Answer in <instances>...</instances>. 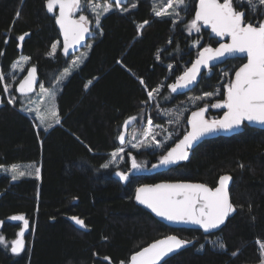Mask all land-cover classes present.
<instances>
[{
	"label": "trees",
	"instance_id": "16d2710c",
	"mask_svg": "<svg viewBox=\"0 0 264 264\" xmlns=\"http://www.w3.org/2000/svg\"><path fill=\"white\" fill-rule=\"evenodd\" d=\"M189 1L184 20L194 18L196 0ZM97 2L89 0L87 5ZM154 3L156 0H129L119 8L112 4L89 40L92 44L84 64L57 95L59 123L41 130L21 113L15 86L25 71L15 78L11 65L19 55L30 57L28 68L35 67L40 83L49 88L70 57L60 50L56 13L47 12L45 0H0V73L8 88L6 98L0 82V236L4 237L0 264H128L134 253L172 234L191 243L161 264H262L264 129L244 125L237 134L206 139L173 169L132 172L124 185L112 176L121 170V160L117 168L102 167L112 152L123 147L117 136L129 117H137L132 125L138 126L131 130L139 133L149 118L154 126L163 123L172 129L177 125L185 131L189 111L177 105L181 100L167 86L191 65L201 46H209L210 39L205 37L206 30L189 35L183 21L174 24L170 17H155ZM234 6L245 11L249 20L254 19L246 3L243 9ZM144 21L148 23L140 28ZM25 33L29 35L20 42L18 37ZM54 43L56 51L49 55ZM236 62L239 65L241 59ZM236 62H229L234 65L232 74ZM212 71L209 76L203 72L193 93L215 88L221 74L218 66ZM157 88L159 93L149 102L147 91ZM13 97L15 105L8 104ZM172 106L170 120L180 116L175 124L159 114ZM140 147L124 150L125 158H137L144 165L141 170H146L150 158ZM12 165L25 175L14 181L13 172L1 171ZM36 168L40 169L39 179ZM223 174L232 177L229 194L235 211L215 233L170 228L134 201L135 189L143 184L190 181L213 188ZM14 215H23L28 228L8 219ZM70 217L83 220L86 227ZM22 229L24 248L14 254L11 242ZM233 252L237 254L233 256Z\"/></svg>",
	"mask_w": 264,
	"mask_h": 264
},
{
	"label": "snow or ice",
	"instance_id": "6c2138e0",
	"mask_svg": "<svg viewBox=\"0 0 264 264\" xmlns=\"http://www.w3.org/2000/svg\"><path fill=\"white\" fill-rule=\"evenodd\" d=\"M82 2L88 4L89 0H45L46 10L48 13H54L59 9V15L55 16V22L59 25L60 31L63 34V51L67 55L70 47H75L85 39V34L89 33L88 27L90 20L88 16L80 14L78 19L73 18L74 12H84L89 10L88 7H82ZM245 3L248 6L249 12L254 19L249 20L246 12L237 10L234 4L241 9L244 8ZM121 0H115L117 8L120 7ZM175 5V7H173ZM185 5V0H167V6L163 11L156 10V4L153 5V11L156 16L167 14L169 16L178 17L179 11L177 8ZM92 8H100L99 4H91ZM264 0H198V5L195 8L194 18L186 25L191 34V31L199 33L201 29H209L211 34L219 38V46L213 48L211 46H201L202 50L198 52L197 59L192 62L191 67L187 68L183 75L177 78V82L168 85L171 92L175 93L178 90L187 88L193 84L201 73V68H209L212 61H220L222 58L227 59L238 58L246 60L241 63L234 71V78L230 79L223 85V92L218 89L215 93L207 92L202 97H190V100H202L213 95H221V99L214 104L212 108L223 109V116L221 119L208 120L205 119V113L208 111V106L200 107L198 111H194L191 118L188 119V124L191 126V131H188L183 139L179 140L174 147L166 151L159 157V163L153 164L152 168L167 167L169 165L177 164L179 161L187 160L189 157V149H191L195 142L202 137L215 133L217 131H232L239 129L246 121L248 123H257L264 125ZM135 8L136 4H132ZM167 8H172V12H167ZM112 9V4L105 0L102 11H97L95 15V24L97 27L100 24L101 16L108 13ZM128 9L125 8L124 11ZM259 12V16H257ZM19 12L17 13V18ZM178 21L174 18L173 23ZM148 21H144L140 28H143ZM25 33L18 37V40L23 42ZM227 38L228 42L225 41ZM7 43V41H5ZM198 44V42H197ZM52 52L55 53L57 44H52ZM90 47V46H89ZM2 55V53H0ZM86 58V54H82ZM159 58V57H157ZM30 57L22 56L20 60L13 63L12 67L15 69L18 64L26 63ZM78 61H73L77 64ZM171 67V66H170ZM36 68L31 67L25 77L19 83V92L21 95H28L33 91L35 84ZM71 75V70L65 72L56 81L61 83L66 77ZM228 75V73H225ZM5 77L0 73V82L4 81ZM91 81L88 85H91ZM141 85L144 81L140 80ZM86 85V87L88 86ZM41 91H47L40 86ZM4 91L7 93L8 88ZM159 88L148 90L147 97L151 101L155 99V94H158ZM55 92L51 93L54 98ZM8 104L15 105V97L8 100ZM23 111V109H21ZM35 111L37 118L43 121V117L39 113L38 107L36 109H29ZM53 115L55 113L53 112ZM168 115H172L168 113ZM180 116H176L178 121ZM137 117H129L124 121V127L127 128ZM171 122V121H170ZM59 123V120H56ZM148 124H152L149 118ZM47 127H52L49 123ZM142 135L145 140L151 137L150 144H155L156 147H161V142L156 141L154 129L149 127L143 131ZM171 138L170 136L168 137ZM121 144L125 143L124 133H120L117 137ZM145 140L133 143L131 146L137 148L138 145L143 146ZM91 151V149H89ZM124 152V148H119L117 151L111 153V159L108 163L102 165L103 168H109L110 164H115L120 154ZM122 159V157H121ZM132 169L139 171L144 165L137 163L136 159H132ZM243 167V165H241ZM12 180H17L24 176V171L17 173V166L12 165ZM36 178H40V169H35ZM116 176L121 181L127 182L129 175L127 173L117 171ZM231 180L229 175H223L219 178L218 186L213 188L205 184H190V183H160L154 185H142L135 190L136 201L150 209L157 217L174 224H191L199 226L204 232H210L218 229L225 223L226 218L235 211L234 205L230 202L228 192V182ZM11 221H23V228L29 226V222L23 215H14L8 218ZM80 227H86L84 221L78 217H70ZM3 222L0 221V226ZM24 230L17 233V239L11 242V252L18 254L24 248ZM4 243V237L0 236V244ZM190 241L178 239L174 235L157 240L151 245L136 252L130 258L129 264H160L163 257L179 249ZM215 243V242H214ZM221 249L225 248L223 243L219 244ZM237 253L233 252L235 256ZM262 264H264V244H261ZM105 259H108L105 257ZM123 264V262H121Z\"/></svg>",
	"mask_w": 264,
	"mask_h": 264
},
{
	"label": "rangeland",
	"instance_id": "374dc122",
	"mask_svg": "<svg viewBox=\"0 0 264 264\" xmlns=\"http://www.w3.org/2000/svg\"><path fill=\"white\" fill-rule=\"evenodd\" d=\"M104 2L105 1H103V0H98L97 4L101 5L100 8H91V7H89L90 5L84 4L82 2V7H88V9H89L88 12L90 14L87 11H84V12L77 11V12L73 13V17H75L76 19H78L80 14H84V15L88 16V18L90 20V23H89L88 27L91 28V31L89 32V37H90L89 40L94 35H96V30H97V27H96L97 25L95 24V15H94V13L97 12V11H102ZM189 5H190V1L189 0H185V5L181 6L180 8H177V11H179V16L178 17L169 16L167 14H163L161 16H156L155 14L154 15H155V17H170L172 19L175 18L177 21H183L185 32L187 34H189V35L197 34V32H195L194 30H192L191 34H190L188 28L186 27V25L192 20V18L190 17L189 19L187 18L186 20L183 19V17L187 16V14L185 12L187 10H189ZM166 6H167V0H156V10L157 11H163L166 8ZM173 7H175V5H173ZM172 11H173L172 8H167V12H172ZM55 13H57V9L55 10ZM89 40L86 43V45H84L83 48H81L79 51H77L76 53H74V54H72L70 56L68 66L64 70H62L60 72V74L56 78V81L65 72V70H71V74H72V73L76 72L84 64L85 60L87 59V57L89 55L90 47H91V44H92ZM59 44H60V49H61L60 40H59ZM197 46H198L197 43H193V47L194 48H196ZM82 54H86V58H83ZM22 56H25V55H19V57L15 61H13V63L18 61V60H20ZM73 61H78V63L77 64H73ZM28 62H29V60L26 63L18 64L15 69H13V67H12L13 63H12L11 69H10L11 75L14 74L15 78H18L24 71L26 73V71L28 69V66H27ZM219 72L221 74V81H219V84L224 85V83H226V82H228L230 80V77L228 76L229 72L226 70V66L225 65L220 66ZM208 73L210 74V72H208ZM225 73H228V75H225ZM68 77H66L59 84H57L56 81H55L54 83H52L49 86V88H45L43 86V88L45 90H47V91H44V92L41 91V87L40 86L42 84L39 83V85L37 86V88H36V90L34 91L33 94H31L29 96H23V97L20 96L19 97V101L22 104V109L24 111V112H21V113L24 114L25 116L31 117L35 121L37 129L38 128L41 129V130L49 129V127H47V125L49 123L52 126L55 125V124H58V123H56V120L58 119L57 95H58V93L61 90L62 84L64 82H66ZM15 78L14 77L12 78L13 79L12 82L15 81ZM2 88H3V91H4L5 86H4L3 81H2ZM216 91H214L213 93H215ZM52 92H55L54 98H52V96H51ZM221 93H222V91H221ZM199 94L200 93H198V95ZM4 95H5L6 98H8V93H6L5 91H4ZM165 95H166V93L163 95V97ZM192 96H196V95L193 94ZM192 96H188L182 103H179L177 105H182L183 111H187V109L190 111V107L191 106L194 107V103L199 101V100H196V101L190 100L189 98L192 97ZM199 97H202V96L200 95ZM207 98H205V99H207ZM165 100L168 102V99H165ZM149 102H151V101H149ZM202 103H205V102L202 101L201 104ZM37 107H38L39 113L43 117V121L41 119L37 118V113L35 111H29V109H36ZM174 108H175V106H172L170 109L166 108L163 111H159V114L162 115V117H166V119L168 120V123L175 124L176 122H178L176 120V116L179 113L175 117H172L175 120H170V115H168V113H171L172 109H174ZM177 110L179 112V109H177ZM53 112L55 113V115H53ZM137 126L138 125L133 126V127L136 129ZM139 126H143V125L141 124ZM149 127H151V126L147 122L146 126L144 125L143 131H145ZM152 128L154 129V133H159V135H156V137H157L156 141H158V137L160 139L161 136H164L162 134L163 130L161 129V127L159 125H156V126L152 125ZM143 131H142V133H143ZM131 132H134V134H131ZM142 133H139V131H135L134 129H132L130 131V133L128 134V138H129L128 144H129L130 148H133L131 146L133 143H138V141L145 140V138L142 135ZM150 141H151V137H149L147 140H145V144L143 146H141L140 149H146L148 151V155H152V156L156 157V156L159 155V151H160L158 149L159 147H156L155 144H150ZM170 141L171 140L168 138L165 143H167V142L170 143ZM139 146L140 145H138V147L135 148V149H139ZM123 147H124V145H123ZM155 152H156V155H155ZM110 159H111V154H110L109 160ZM109 160L106 163H108ZM120 160H121V158L118 157L117 158V162L115 164H110V165H112L114 168H117V167H119V161ZM139 162H140V164H143L141 161H139ZM148 163L149 162H147V164ZM1 171L6 172V173H12V167L11 166L8 167V170H6L5 168H2ZM18 223H21L22 226H23V221H18ZM0 228H1V226H0Z\"/></svg>",
	"mask_w": 264,
	"mask_h": 264
},
{
	"label": "water",
	"instance_id": "95a60500",
	"mask_svg": "<svg viewBox=\"0 0 264 264\" xmlns=\"http://www.w3.org/2000/svg\"><path fill=\"white\" fill-rule=\"evenodd\" d=\"M127 1H129V0H121V4H123V3H125V2H127ZM108 2H110L111 4H114L115 5V0H108ZM198 5V2H197V4H196V6ZM57 15H59V9H58V7H57V13H56V16ZM73 18H75V17H73ZM76 19V18H75ZM54 25H55V28H56V30H57V32H58V36H59V40H60V43H61V52H62V54H64V56L65 57H70L72 54H74V53H76L77 51H79L81 48H83L84 47V45H86V43L88 42V38H89V33H86L85 34V39L84 40H82L81 42H80V44H78V45H76L75 47H70L69 48V51H68V54L66 55L65 53H64V51H63V42H64V38H63V34L61 33V31H60V28H59V25H57L56 24V22H55V18H54ZM209 30V29H208ZM210 31V30H209ZM210 35H211V37H213V38H215L217 41L219 40V38H216V37H214L212 34H211V32H210ZM220 42H228L227 41V38L225 39V41H220ZM219 46V44L216 46V47H218ZM216 47H214V48H216ZM201 51V50H200ZM198 56V55H197ZM197 59V57L193 60V62L195 61ZM231 59H238V58H231V57H229V58H227L226 60L225 59H221L220 61H212L211 63H210V67L209 68H201V73H200V75L197 77V80L193 83V84H191V85H189L187 88H185V89H182V90H178L177 92H175V94L176 93H184V92H186V91H189V90H191L199 81H200V77H201V75H202V73L205 71V70H207V69H210V68H213V67H216V66H219V65H222L224 62H226L227 60H231ZM244 62H246V60H244ZM192 64V63H191ZM31 67H33V66H31ZM31 67H29L28 68V70L26 71V73H25V75L20 79V81L17 83V85L15 86V91H16V94L18 95V96H21V97H23V96H25V95H21V93L19 92V83L25 78V77H27V75H28V71L30 70V68ZM191 67V65L188 67V68H190ZM181 75H183V73L181 74ZM180 75V76H181ZM232 78H234V73H233V75H232ZM41 82V80H40V77H39V74H38V71H37V69H36V73H35V84H34V88H33V91L31 92V93H29L28 95H26V96H29V95H31V94H33L34 93V91L36 90V88H37V86L39 85V83ZM176 82H177V80H176ZM175 82V83H176ZM169 85H171V84H169ZM168 89L170 90V88L168 87ZM170 92H171V90H170ZM173 93V92H172ZM193 113V112H192ZM192 113H190V115H189V117H188V119L189 118H191V115H192ZM222 118V117H221ZM220 118V119H221ZM243 125H247L248 127H251V128H255V129H264V125H260V124H257V123H248L247 121L243 124ZM130 126V125H129ZM129 126L127 127V128H125L124 127V123H123V125H122V129H121V131H120V133H124V135H125V137H126V133H127V130H128V128H129ZM187 126H188V131H191V126L188 124V120H187ZM242 130V126L239 128V129H234V130H232V131H223V130H220V131H217V132H215V133H212V134H208V135H206V136H204V137H202L199 141H197V142H195L194 143V145H193V147L191 148V149H189V152H190V150H192L193 148H195L200 142H202V141H204V140H206V139H210V138H214V137H217V136H230V135H232V134H237V133H239L240 131ZM187 131V132H188ZM119 133V134H120ZM181 139H183V137L181 138ZM180 139V140H181ZM117 142H118V144L119 145H122L121 143H120V141L117 139ZM179 142V141H178ZM184 161V160H183ZM180 162V161H179ZM170 166V165H169ZM168 167V166H167ZM162 168H164V167H159V168H150V169H148V170H139V171H136V170H134V169H132L133 170V172H135V173H148L149 171L151 172V171H157V170H159V169H162ZM117 172V171H116ZM116 172H114L113 174H112V176L116 179V180H118L122 185H124L126 182L125 181H121L120 179H119V177L118 176H116ZM223 175H228V174H223ZM223 175H221V176H223ZM221 176H219V178L221 177ZM230 176V175H229ZM231 177V176H230ZM219 178L217 179V183H216V185L213 187V189L215 188V187H217L218 186V182H219ZM160 183H190V184H204V183H200V182H190V181H172V182H166V181H160V182H157V183H153V184H147V185H154V184H160ZM231 183H232V177H231V180L228 182V192H229V188H230V186H231ZM143 185H146V184H143ZM205 185H207V184H205ZM140 186H142V185H140ZM140 186H138V187H140ZM208 186V185H207ZM208 187H210V186H208ZM211 188V187H210ZM136 190V189H135ZM229 196H230V194H229ZM134 201H135V203L139 206V207H141L142 209H144V210H146L147 212H149L150 214H151V216L154 218V219H156L158 222H160V223H162V224H164V225H166V226H168V227H170V228H174V229H181V228H185V229H194V230H199V231H202V232H204L203 231V229H201V228H199V226H196V225H191V224H174V223H170V222H168V221H166V220H164L163 218H161V217H157L154 213H152L151 212V210L150 209H148V208H146L144 205H141V204H139L137 201H136V199H135V191H134ZM232 214V213H231ZM230 214V215H231ZM229 215V216H230ZM229 216L226 218V220H225V223L224 224H222L218 229H215V230H212V231H210V232H204V233H215V232H217V231H219L225 224H226V222H227V219L229 218ZM14 222H18V221H14ZM172 235H174V234H172ZM168 236H170V235H168ZM174 236H176V235H174ZM165 237H167V236H165ZM165 237H163V238H160V239H157V240H161V239H164ZM178 239H181V238H179L178 236H176ZM157 240H155V241H157ZM155 241H153V242H151L149 245H151L152 243H154ZM149 245H147V246H149ZM146 246V247H147ZM187 245H185V246H183V247H181V248H179V249H176V250H174L173 252H171V253H169L168 255H166L165 257H163L162 259H161V261H160V264L161 263H163L164 261H166L167 259H169L170 257H172V256H174L175 254H177L178 252H180L183 248H185ZM145 248V247H144ZM143 249V248H142ZM142 249H140L139 251H141ZM138 251V252H139ZM135 254V253H134ZM129 262H130V260H129ZM129 262H128V264H129Z\"/></svg>",
	"mask_w": 264,
	"mask_h": 264
},
{
	"label": "flooded vegetation",
	"instance_id": "af4514ba",
	"mask_svg": "<svg viewBox=\"0 0 264 264\" xmlns=\"http://www.w3.org/2000/svg\"><path fill=\"white\" fill-rule=\"evenodd\" d=\"M197 2H198V0H196V4H197ZM194 15H195V13H194ZM202 30H206L207 31V34L205 35V37L206 38H208V39H210V42H208L209 43V46H211V47H216L219 43H218V41L215 39V38H213V37H211V35H210V31L208 30V29H203L202 28ZM199 52V51H198ZM236 60L237 59H231V60H227L226 62H224L222 65H225L226 66V70L229 72V77H230V79H232V68L234 69V65H233V63L232 64H229V62H233V61H235L236 62ZM244 62V60H242L241 59V62H239L238 64L240 65L241 63H243ZM222 65H219L218 66V69L220 68V66H222ZM235 65H237V62H236V64ZM239 65H237V67L239 66ZM217 67V66H216ZM215 69V67H213V70ZM223 70V69H222ZM206 72H205V75L206 76H209V75H211L212 74V72H214V71H212V68H210V69H207V70H205ZM208 72H210V74L208 73ZM216 73L218 72V71H215ZM203 74V73H202ZM232 74V75H231ZM177 80V79H176ZM176 80L175 81H173L172 83H170V84H173V83H175L176 82ZM197 85V84H196ZM195 85V86H196ZM214 86H215V88L214 89H211L210 91H208V92H214V91H216V90H220V91H222L223 92V85L222 84H219V82L217 83V84H213ZM195 86L191 89V90H189V91H186V92H184V93H173V95L177 98V100H181V101H179V102H183L188 96H192L193 94H195L196 96H192V97H199L200 95L201 96H203L205 93H207V92H205V93H202V94H199L198 95V93H193V91H194V88H195ZM168 87V86H167ZM222 97H221V95H213L212 97H208L207 99H202V100H199V101H197L196 103H194V107H190V111L187 109V111H189V114L187 115V119H186V121H185V124H184V128H185V131H181V129H180V127L179 126H177V125H175V126H173V128L172 129H170V128H168V126L167 125H165V124H159V123H155L156 125H159L160 127H161V129L163 130V132H162V134L164 135V136H161V138L159 139V137H158V142H161V144H162V146L161 147H159L158 149L160 150L159 151V155L158 156H156V157H154V156H152V155H148V157L150 158V161H149V163L147 164V168H146V170H148V169H150L151 167H152V165L153 164H158L159 163V157L162 155V154H166V151L167 150H169L171 147H174L175 146V144L176 143H178V141L187 133V131H188V126H187V120H188V117H189V115H190V113H192V112H194V111H198L199 110V108L200 107H204L205 105H207L208 106V111L205 113V119H208V120H213V119H220L222 116H223V112H224V110L223 109H216V108H212L211 107V104H214V103H216L217 101H219L220 99H221ZM202 101H204L205 103H202L201 104V102ZM162 116V115H161ZM163 118V117H162ZM167 123V122H166ZM153 124V123H152ZM152 124L150 125L151 126V128H152ZM132 124H131V127L129 128V130H131V128H132ZM243 126L244 125H242V130H243ZM128 130V134H129V131ZM241 132V131H240ZM232 135H234V134H232ZM171 137L170 138V143L169 142H167V143H165L166 142V140L168 139V137ZM118 137V136H117ZM166 138V139H165ZM178 138V139H177ZM156 139H157V137H156ZM177 139V140H176ZM174 140V143L172 142ZM128 141H129V138H128V136H127V141H126V143L124 144V147H122V148H124V150H127V149H131V150H133V148H130V146H129V144H128ZM119 149V148H118ZM135 150H137V149H135ZM134 151V150H133ZM125 153L126 152H123V153H121L120 155H121V157H122V159H121V170L119 169L118 171H121V172H124V173H127L128 175H131V174H133L132 172H133V170H132V167H131V163H132V159H133V157H130L129 158V160H127L126 158H125ZM128 155H130L131 154V152H128L127 153ZM155 155H156V152H155ZM135 158V157H134ZM189 158V157H188ZM136 159V161L138 162V159L137 158H135ZM188 160V159H187ZM182 163V161H180V162H178L177 164H174V165H170V166H168V167H164V168H162V169H159V170H157V171H155V172H164V171H168V170H170V169H173L175 166H178V165H180ZM117 171V170H116ZM150 172V171H149ZM152 172V171H151ZM154 171H153V173H155Z\"/></svg>",
	"mask_w": 264,
	"mask_h": 264
},
{
	"label": "bare ground",
	"instance_id": "6f19581e",
	"mask_svg": "<svg viewBox=\"0 0 264 264\" xmlns=\"http://www.w3.org/2000/svg\"><path fill=\"white\" fill-rule=\"evenodd\" d=\"M130 127H131V124H130L129 128H130ZM129 128H128V130H129ZM128 130H127L126 137H125V143H126L127 136H128ZM125 143H124V144H125ZM124 144H122V145H120V146H123Z\"/></svg>",
	"mask_w": 264,
	"mask_h": 264
},
{
	"label": "crops",
	"instance_id": "0c3cea01",
	"mask_svg": "<svg viewBox=\"0 0 264 264\" xmlns=\"http://www.w3.org/2000/svg\"><path fill=\"white\" fill-rule=\"evenodd\" d=\"M56 125V124H55ZM54 126V125H53Z\"/></svg>",
	"mask_w": 264,
	"mask_h": 264
}]
</instances>
